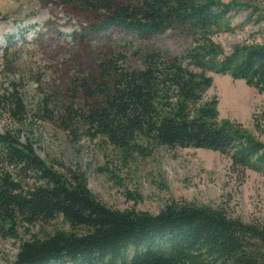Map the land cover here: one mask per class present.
I'll list each match as a JSON object with an SVG mask.
<instances>
[{
  "label": "trees",
  "instance_id": "1",
  "mask_svg": "<svg viewBox=\"0 0 264 264\" xmlns=\"http://www.w3.org/2000/svg\"><path fill=\"white\" fill-rule=\"evenodd\" d=\"M70 4L90 15L87 33L114 29L146 43L173 32L193 45L183 58L153 48L137 52L140 69L124 68L120 55L105 56L91 73L73 81L82 107L64 110L66 126L82 123L92 136L122 151L140 139L170 149L217 152L233 170L264 177V143L239 124L218 121L216 99L204 98L212 85L207 71L264 94V38L225 54L211 38L227 13L215 0ZM0 102L15 122L25 115L15 94ZM17 138L0 135V233L15 237L19 225L58 218L70 230L23 242L12 264H264V224H245L220 209L186 202L172 201L156 215L112 210L91 194L84 175H64Z\"/></svg>",
  "mask_w": 264,
  "mask_h": 264
},
{
  "label": "rangeland",
  "instance_id": "2",
  "mask_svg": "<svg viewBox=\"0 0 264 264\" xmlns=\"http://www.w3.org/2000/svg\"><path fill=\"white\" fill-rule=\"evenodd\" d=\"M215 1L227 13L211 38L225 54L235 46L262 42L264 0ZM89 18L70 0H0V100L15 94L25 111L15 122L0 105V135L17 136L21 145L30 146L64 175H84L91 194L112 210L156 215L172 201L186 202L220 209L245 224H264V177L250 170H233L217 152L170 149L140 139L132 150L122 151L102 136H92L82 123L66 126L64 110L82 107L73 81L91 73L105 56L120 55L124 68L140 69L137 52L153 48L168 57L183 58L193 45L190 38L173 32L146 43L114 29L87 33ZM205 76L212 85L204 98L216 99L218 121L239 124L264 143V94L229 75L207 71ZM69 230L61 218L19 225L15 237L4 230L0 264H12L25 241Z\"/></svg>",
  "mask_w": 264,
  "mask_h": 264
}]
</instances>
